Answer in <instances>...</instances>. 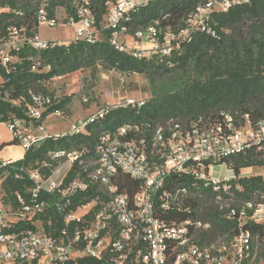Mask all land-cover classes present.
<instances>
[{
	"label": "built area",
	"instance_id": "obj_1",
	"mask_svg": "<svg viewBox=\"0 0 264 264\" xmlns=\"http://www.w3.org/2000/svg\"><path fill=\"white\" fill-rule=\"evenodd\" d=\"M156 1L161 0H110L106 4L101 29L114 50L136 60L171 57L191 41L195 31L214 36L210 26L214 14L249 3V0H201L183 29L173 31L155 22L131 33L126 25L129 14ZM76 14L78 20L71 19L67 23L73 28L74 41L97 42L95 16L87 0H79ZM37 17L39 26L55 27L45 5H41ZM23 32L24 28H12L8 41L2 45L13 49L24 43L35 49L57 45L54 40L40 39L39 34L27 38ZM19 33L23 34L20 46L16 44ZM0 61L3 65L8 62L1 47ZM142 104L127 102L123 106ZM108 109L83 123L71 135L87 134L86 125L102 119ZM25 114L28 121L30 115H34L29 106ZM28 121L14 120L5 124L25 152L51 138L34 140L19 133L18 129ZM141 131L138 125H123L101 133L94 157L87 158V150L58 151L49 153L36 168H23L32 182L28 190L30 200L26 202L17 194L18 208L5 207L0 192V264H69L83 258L95 259L101 264H243L253 240L244 226L264 223L263 202L248 201L237 213L230 211L227 220H236L237 226L229 244L203 245L198 236L210 225L189 216L183 219L177 216L186 213L190 208L187 202L201 196L202 188H208L217 201L235 191L242 192V187L236 183L237 176L223 161L253 147L263 148L264 121L253 126L248 117H244L243 124L236 125L230 116H224L216 123L200 119L159 127L149 138L142 136ZM61 159H65L63 165L59 163ZM16 162L0 160V166ZM75 164L78 172L68 179ZM217 165H225L229 174L214 177ZM119 174L138 182L133 195L118 192L114 180ZM239 177L247 176L240 173ZM182 178L187 179L186 184H176ZM93 186L106 193L107 200L98 196L71 209L76 196ZM97 204L99 207L91 221L85 222L84 217ZM50 208L63 219L64 226L56 235L49 230L53 227L46 215ZM18 223L33 228L15 230ZM73 223L83 226L71 228Z\"/></svg>",
	"mask_w": 264,
	"mask_h": 264
},
{
	"label": "trees",
	"instance_id": "obj_2",
	"mask_svg": "<svg viewBox=\"0 0 264 264\" xmlns=\"http://www.w3.org/2000/svg\"><path fill=\"white\" fill-rule=\"evenodd\" d=\"M109 1L87 0L95 16V26L99 29ZM200 2L201 0L152 2L129 14L126 25L131 33L143 30L155 22L173 31L183 29L187 18ZM78 3L79 0H0V45L8 41L12 28H24L23 34L27 38L38 36L37 14L41 5H45L49 19L54 18L56 8L63 7L66 11L63 23H68L71 19L78 20ZM210 26L214 36L195 31L191 41L171 57L154 56L136 60L114 50L107 41H72L45 49H35L24 43L19 48L10 50L9 56L15 58L16 62L8 61L3 65L0 61V123L4 124L14 120L28 121L25 113L32 104L31 95H45L46 90L42 87L50 80L97 65L103 66L105 70L148 76L158 71L169 73L176 67L191 70L195 77L178 91L140 106L109 108L102 119L86 125L87 134L46 138L39 146L26 151L23 159L10 166H0L2 200L13 209L18 208L17 194L26 202L30 200L28 190L32 182L23 172V168H36V164L49 153L58 151L87 150L86 157H94L101 133L113 131L123 125H138L142 130L141 135L149 138L159 127L166 128L173 123L186 124L200 119L207 123H216L222 121L224 116H230L236 125H240L243 124L244 117H248L253 126L264 121V0H249L248 4L233 7L226 13H216ZM68 101L67 99L50 106L46 114L63 108ZM13 143L18 144L17 140ZM223 163L237 176L236 183L240 184L242 192L235 191L217 201L208 188H202L201 196L192 197L187 202L190 208L186 213L177 216V219L189 216L210 225L208 230L198 236L200 243L206 246L217 242L230 243L237 226L236 220H227L231 210L237 213L248 201L264 203V177H239L243 169L264 167V144L263 148L253 147L226 158ZM77 172L75 164L68 179L75 177ZM186 180L182 178L176 184L185 185ZM114 185L118 192H127L130 195L138 189V182L123 174L115 178ZM98 196L107 200V194L93 186L88 192L76 196L71 209ZM261 196L263 199H260ZM98 207L99 204L84 217L85 222L91 221ZM46 215L53 222V227L49 230L56 235L64 226L63 219L53 208L48 209ZM76 225L80 228L83 226L73 223L71 228ZM14 227L15 230L33 228L24 223H18ZM244 229L250 231L253 240L249 256L243 264H258L260 258L264 260V223H249ZM255 254L258 256L252 261ZM69 264L101 262L83 258Z\"/></svg>",
	"mask_w": 264,
	"mask_h": 264
},
{
	"label": "rangeland",
	"instance_id": "obj_3",
	"mask_svg": "<svg viewBox=\"0 0 264 264\" xmlns=\"http://www.w3.org/2000/svg\"><path fill=\"white\" fill-rule=\"evenodd\" d=\"M65 17V9L63 7L56 8L53 18L55 27L39 26L40 39L54 40L57 45L74 41L73 28L69 24L63 23ZM22 36V33L17 36L16 44L19 46L23 39ZM94 36H96L97 42L107 41V35L101 28H97ZM0 47L4 50L5 62H16L15 58L9 56V52L13 48L3 45ZM194 77L195 75L191 70H182L176 67H173L169 73L158 71L149 76L105 70L101 65L72 72L54 78L43 85L42 88L46 90L45 95H31L32 100L33 98L36 99L33 100L34 104L29 105L34 115L29 114V121L24 123L18 131L34 140L46 136L71 135L83 123L96 117L107 108L123 106L127 102L137 104L156 100L163 95L178 91ZM1 82L2 79L0 78ZM67 99L69 101L64 104L63 108L46 114L50 106L64 102ZM12 142H14V139ZM64 161L65 159H61L59 161L60 165H63ZM228 171L225 165H217L214 167L213 176L222 177L229 174ZM243 174L247 177L264 175V167L243 170ZM260 199H263V196ZM1 202L3 206H8L6 201L2 200ZM257 256L255 254L252 261ZM258 264H264L263 258H260Z\"/></svg>",
	"mask_w": 264,
	"mask_h": 264
},
{
	"label": "crops",
	"instance_id": "obj_4",
	"mask_svg": "<svg viewBox=\"0 0 264 264\" xmlns=\"http://www.w3.org/2000/svg\"><path fill=\"white\" fill-rule=\"evenodd\" d=\"M40 27H39V31H40ZM12 140H13L12 134L8 130L7 126L4 123H0V160L11 159L16 162L24 157L25 154L24 149L20 145L14 144ZM243 170H247V169H243ZM243 170H241V173H243ZM2 264H9V263H2Z\"/></svg>",
	"mask_w": 264,
	"mask_h": 264
}]
</instances>
